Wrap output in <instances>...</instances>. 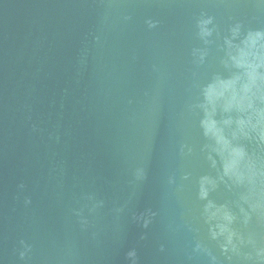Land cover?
<instances>
[{"label": "water", "instance_id": "1", "mask_svg": "<svg viewBox=\"0 0 264 264\" xmlns=\"http://www.w3.org/2000/svg\"><path fill=\"white\" fill-rule=\"evenodd\" d=\"M255 32L264 0H0V264H264Z\"/></svg>", "mask_w": 264, "mask_h": 264}, {"label": "clouds", "instance_id": "2", "mask_svg": "<svg viewBox=\"0 0 264 264\" xmlns=\"http://www.w3.org/2000/svg\"><path fill=\"white\" fill-rule=\"evenodd\" d=\"M211 23H212L211 18L202 19L200 21V30H201L200 35L201 36L211 35V30L207 27ZM234 31H238V29L234 30ZM262 41H264V33H261V32L249 33L248 37L245 41V44L251 48H256L258 45L261 44ZM201 59H203V57H201ZM233 59H236V58L233 57ZM249 67H252L253 69H255L256 67H258V65L251 64V65H249ZM221 83H223V82H221ZM216 88H217L216 85H212V86H209V88L206 90V98L210 104H214L215 98L223 95V92H217ZM202 123H203V126L205 128L206 134L213 135L217 139L218 144L226 143V141L224 140V138L221 134V130H219L216 126L215 120H212L209 118V119L204 120ZM261 135H262V137H264V132H262ZM233 154L235 156L242 157L243 151H242V149H233ZM229 171H231V166H226V173ZM238 180L240 182H242L243 176L242 175L238 176ZM207 194H208L207 189L204 187V184L202 182V184H201V198H205L207 196ZM212 216H216V213H212ZM224 219H226L228 221V223L230 224L233 218L231 215L226 214L224 216ZM218 226L220 228V231H219V233L214 231L213 236L214 237L225 236V234H226L225 251L228 250V245H232L233 248H235V245L233 244V238L236 236V233L231 231V229L225 224H219Z\"/></svg>", "mask_w": 264, "mask_h": 264}]
</instances>
